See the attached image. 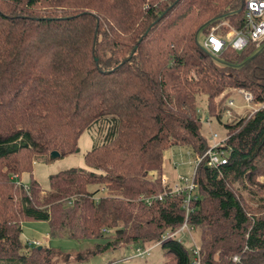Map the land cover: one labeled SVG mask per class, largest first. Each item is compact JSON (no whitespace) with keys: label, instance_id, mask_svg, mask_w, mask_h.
Wrapping results in <instances>:
<instances>
[{"label":"trees","instance_id":"obj_1","mask_svg":"<svg viewBox=\"0 0 264 264\" xmlns=\"http://www.w3.org/2000/svg\"><path fill=\"white\" fill-rule=\"evenodd\" d=\"M243 2L0 0V264H56L55 250L21 244L24 221L46 223L49 237L108 240L105 250L157 245L161 264H191L193 248L198 264H264V108L221 124L226 92L264 101V47L230 64L232 50L215 58L196 41L222 20L241 26ZM200 96L225 131V164L194 169L186 205L185 192L137 201L168 190L167 150L207 149ZM93 127L87 171L51 175L46 191L16 182L51 152L76 153ZM184 221L197 235L189 251L169 237Z\"/></svg>","mask_w":264,"mask_h":264},{"label":"rangeland","instance_id":"obj_2","mask_svg":"<svg viewBox=\"0 0 264 264\" xmlns=\"http://www.w3.org/2000/svg\"><path fill=\"white\" fill-rule=\"evenodd\" d=\"M235 20H239V18L236 17ZM231 23H233L232 20L228 21V24L232 25ZM219 24L220 22L214 24L213 27L217 26V30L225 34L227 28ZM205 34L206 31L204 30L197 34L196 41L198 45L201 46ZM253 49L255 48L247 46L242 51H233L230 54L235 59H227L228 61L226 62L237 64L247 51L249 54H254L255 51ZM226 53H229V51L227 50ZM225 95L227 97L223 106L225 107L224 104L228 100H232L233 107L229 108L230 111L227 115H222L221 124H229L249 114L248 110L246 111L242 105L243 102L238 91L230 90ZM196 103L198 116L201 121L200 135L209 147L213 145L211 140L212 134H215L217 139L223 140L225 138V131L222 125L208 117L204 96L198 97ZM97 130V128L93 127L80 134L77 140L76 153L53 160L47 158V161L44 163L36 162L32 165L30 174L21 175L16 182L26 188L30 181L33 180L42 191H46L48 189V177L51 175L69 169L87 171L88 168L84 164L83 156L90 150L92 143L99 140L100 135H98ZM192 160L193 158L185 148H171L164 153L162 172L169 186L172 187L174 184H177V178L180 176L186 178L190 176L193 166ZM102 195H104V192H102ZM189 236L194 238L197 244V235L192 234L191 231H185L177 235L181 245L188 251L192 248ZM19 240L23 246L34 247L33 244L38 243L40 247L45 246L55 250L59 254L56 264H161L165 261L157 245L145 247L127 246L115 250H105L103 249L104 243L108 241L105 239L73 240L64 236L49 237L48 225L44 222H22ZM138 248L142 250L149 249V251L147 255L137 257L135 256V250Z\"/></svg>","mask_w":264,"mask_h":264},{"label":"built area","instance_id":"obj_3","mask_svg":"<svg viewBox=\"0 0 264 264\" xmlns=\"http://www.w3.org/2000/svg\"><path fill=\"white\" fill-rule=\"evenodd\" d=\"M243 3L244 12L242 16V25L238 30L233 31L227 40H223L217 35V26L208 28L201 44V48L212 57H219L226 48H229L232 51H242L248 44H251L257 49L264 43V0H244ZM238 94L242 99L244 109L246 111L248 110L247 112L249 114L254 113L258 109L264 108V101L262 103L252 104V97L249 93L238 91ZM225 106L227 109L233 107L232 100H228ZM227 114L228 112L226 115ZM211 140L213 145L207 147L200 156H197L192 160L193 166L191 177L186 178L180 176L177 178V184H174L172 187L169 186L168 190H164L162 193L152 197H138L137 201L149 205L152 201L161 202L166 197L177 196L180 193L185 192L183 204L186 205L193 188L191 178L194 169L199 164H203L205 167L209 168H216L224 165L226 162L224 154L220 149L224 139L219 140L215 134H212ZM165 182L166 180L162 179V183ZM185 231L189 230L184 221L178 230L169 235V237H175ZM102 233L107 234L105 230H102ZM34 245L38 244L35 243ZM148 251L149 249L142 250L138 248L135 250V256L141 257L142 255H147ZM191 253V264H198L197 249L193 248ZM232 261H235V258H233Z\"/></svg>","mask_w":264,"mask_h":264},{"label":"crops","instance_id":"obj_4","mask_svg":"<svg viewBox=\"0 0 264 264\" xmlns=\"http://www.w3.org/2000/svg\"><path fill=\"white\" fill-rule=\"evenodd\" d=\"M231 19H225V20H222L221 22H220V26L222 25V26H225L226 28H227V30H226V33L225 34H222L221 33V31L219 32L218 30H217V35L221 38V39H223V40H227L228 39V37H229V35H231L232 34V32L233 31H235V30H238L241 26H237L236 25V23H231L232 25H230V24H228V21H230ZM162 179L163 180H166V177H165V175L164 174H162ZM38 244V243H37Z\"/></svg>","mask_w":264,"mask_h":264},{"label":"water","instance_id":"obj_5","mask_svg":"<svg viewBox=\"0 0 264 264\" xmlns=\"http://www.w3.org/2000/svg\"><path fill=\"white\" fill-rule=\"evenodd\" d=\"M264 47V44L260 47V49L257 51V52H255L253 55H251L248 59H250V58H252L253 56H255L262 48ZM247 59V60H248ZM59 157V155L56 153V152H51V153H49V155H48V159L49 160H53V159H57Z\"/></svg>","mask_w":264,"mask_h":264}]
</instances>
